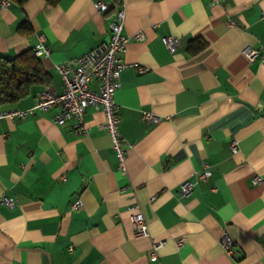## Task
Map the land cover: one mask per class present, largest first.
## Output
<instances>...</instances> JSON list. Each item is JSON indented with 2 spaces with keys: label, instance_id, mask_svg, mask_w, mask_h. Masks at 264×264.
<instances>
[{
  "label": "crops",
  "instance_id": "0c3cea01",
  "mask_svg": "<svg viewBox=\"0 0 264 264\" xmlns=\"http://www.w3.org/2000/svg\"><path fill=\"white\" fill-rule=\"evenodd\" d=\"M116 8L128 40L114 96L126 172L102 110L87 109L85 135L74 119L53 122L58 106L1 119L0 264H157L149 254L158 241L162 264H264V62L243 54L264 50V0H0V58L44 35L50 54L39 59L51 77L0 112L33 107L43 90L62 93L57 65L107 40ZM193 39L207 45L193 54ZM186 181L194 188L182 196ZM137 204L147 234L135 231Z\"/></svg>",
  "mask_w": 264,
  "mask_h": 264
},
{
  "label": "built area",
  "instance_id": "2783aa9c",
  "mask_svg": "<svg viewBox=\"0 0 264 264\" xmlns=\"http://www.w3.org/2000/svg\"><path fill=\"white\" fill-rule=\"evenodd\" d=\"M11 4L10 0H2V5L7 7ZM96 7L100 12H108L109 6L104 1H98ZM125 21V12L123 8H116L113 18L109 23L110 36L92 50L76 57L71 61H67L57 65L62 79L64 90L58 95H53L47 90L39 93L36 104L28 109H16L12 111L0 112V120L9 119H26L30 115H34L37 109L47 110L53 107H60V111L53 117V122L57 125H63L68 120H75V128L78 135H85L89 128L84 121V115L89 107L96 110H102L105 114V126L113 141V149L116 150L119 157L122 171L126 172L125 165V150L123 143L125 139L120 132V117L119 106L115 102V92L120 86V74L126 66L120 58V54L124 51L127 38L123 34ZM142 35H138L141 38ZM179 44V39L170 37L166 40V45L169 49L174 50ZM34 52L37 57L48 56L50 49L45 44V36L39 35L38 42L34 47ZM243 54L249 61L264 62V50L246 47L243 49ZM145 68H140V72L144 73ZM93 80H98L99 88L94 90L91 88ZM143 119L147 121H157L158 119L151 113H144ZM237 143L233 141L231 144L232 150L237 151ZM211 175L209 169H203L200 178L207 180ZM66 179L65 176L62 177ZM261 181L260 176L254 178V182ZM194 188V183L186 181L181 186V195H189ZM2 203L8 208L14 209L17 206L15 199L3 197ZM81 206L80 200L73 202V209H78ZM135 213L132 214V222L136 233L147 234V224L142 212L139 210V205L134 207ZM183 240L179 242L182 244ZM225 250L234 258L236 254L233 252V243L230 238L226 237L223 240ZM163 247V242L158 241L153 243L149 254V260L157 264H162L160 260V250Z\"/></svg>",
  "mask_w": 264,
  "mask_h": 264
},
{
  "label": "trees",
  "instance_id": "16d2710c",
  "mask_svg": "<svg viewBox=\"0 0 264 264\" xmlns=\"http://www.w3.org/2000/svg\"><path fill=\"white\" fill-rule=\"evenodd\" d=\"M24 4L27 0H11ZM56 5L60 0H46ZM24 25V24H23ZM22 27V26H21ZM203 40L193 39L189 49L195 54L206 46ZM50 75L33 49L24 51L13 58H0V106L17 103L27 97L33 87L50 83Z\"/></svg>",
  "mask_w": 264,
  "mask_h": 264
}]
</instances>
